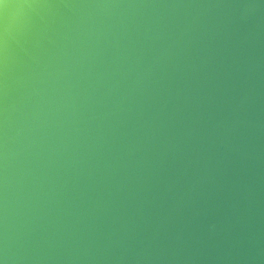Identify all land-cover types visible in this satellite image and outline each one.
<instances>
[{
	"label": "water",
	"instance_id": "obj_1",
	"mask_svg": "<svg viewBox=\"0 0 264 264\" xmlns=\"http://www.w3.org/2000/svg\"><path fill=\"white\" fill-rule=\"evenodd\" d=\"M0 264H264V0H0Z\"/></svg>",
	"mask_w": 264,
	"mask_h": 264
}]
</instances>
